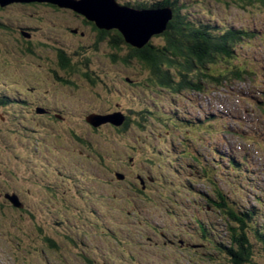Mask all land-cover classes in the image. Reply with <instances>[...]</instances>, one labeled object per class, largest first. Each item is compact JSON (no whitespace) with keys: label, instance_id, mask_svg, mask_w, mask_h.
I'll use <instances>...</instances> for the list:
<instances>
[{"label":"rangeland","instance_id":"1","mask_svg":"<svg viewBox=\"0 0 264 264\" xmlns=\"http://www.w3.org/2000/svg\"><path fill=\"white\" fill-rule=\"evenodd\" d=\"M115 1L119 5L131 8H134L133 4L144 2L147 4V8L144 9L156 11L157 15H168L165 12L167 9L171 15V19L174 15V12L169 7H166L165 10H162L163 8H155L153 2L162 0ZM213 1L179 0V6L184 5L185 2L188 6H191L187 9H191L195 14H199V19L211 25L217 24L215 22L224 21L230 25L232 23L242 25L244 29L249 28L253 34L252 40L242 43V48L247 51L246 54L237 51L239 54L238 58L241 60L242 58L248 57L255 62L256 69L254 72L258 74V81H254L255 83H244L226 92L210 90V94L206 95H201L196 92L189 93L187 98H185L184 95L177 103H171L173 106L166 103V101L163 102L162 97H151V99H148L147 96H151V94L146 92L147 88L141 90L134 87L133 83L142 79L144 73L138 66L139 64L136 59L129 57L131 55V48L127 43L125 45L119 44L115 46H113V44V47H110V49H112V52L115 51L118 57L124 60L127 59L129 63L132 62V65L122 62L120 64L110 63V66V64H108V59L102 53V51L105 50L111 52L108 48H98L96 53L94 51L82 53L78 50V47L81 46L80 38H74L73 35H70L71 38L66 37L64 32L55 31L54 29L57 27L56 24L63 21V18L60 16L59 19H57L50 15L44 19V21H41L38 19V15L41 16L45 11L41 12V10L36 7L27 8L20 6H10L5 12L0 14V16H4L8 19L23 17L27 18L29 22L35 20V23L29 24L35 28L37 27L35 31L40 30L41 33H37V35L32 38H36L37 41L42 40L50 45H53L50 39L57 38L64 45L70 47L72 52L77 53V55L72 58L73 60L77 62L89 61L97 67V74L102 85H100L99 91H97L96 94L92 93L90 90L87 94L72 95L70 92H58L57 94L54 89L42 87V80L32 79L31 76H21L22 80H20L22 84L27 82L26 79L30 82L31 87H29V89L31 90V88H34L32 91L33 95L37 92H45V95L49 98L52 99L54 97L61 107L65 106L63 108L65 114L63 116L67 128H78L75 130L80 135V138H84L86 135H91L92 133L82 122L84 117L87 116V113L91 114L93 112L91 109L93 107L99 106L100 108H104L103 113L109 111L110 114L108 116L113 115L117 121H120L119 117H122L124 121V115H126L124 110L129 109L131 106L132 110H138L139 107L135 101L141 98L140 104L146 105L152 112L147 113V111H145L146 113L142 115V118L132 113L133 125L130 130L132 135L126 137H117V139H114L112 136L114 130L110 127V124L98 126L100 128L102 127L98 131V135L102 143L100 147L103 150L97 149V151L103 153L107 162L114 165L107 171L108 173H102L99 171V168H96L95 158L87 154L86 147L80 142L74 141L76 138L72 137V132L65 133L61 140H56L57 147L54 144L53 147H50V150L54 154L47 150L43 152V150L48 148L47 144L50 143L47 140H50V137L53 139V136H57L55 135L57 133L50 127H46L44 130H40L39 133L34 132V134H32V131H29V127H33L32 123H34V126L37 128L38 126L35 121L23 122L22 120L15 119L10 114V112H12V107L4 108L0 105V264H45L44 259L47 260V264H62V257H65L67 260L73 259V264H84V262L76 257L75 248L68 244L73 243L67 242L68 238L81 234L78 231L79 227H74V225L78 223L73 219L72 222L62 227L52 226V216L49 217V212L55 209L50 208L51 205L48 201L51 200L52 197H56L58 201L64 204V199H62L64 193L62 192H70L69 190L73 189L75 185L74 191H76L77 194H83L85 196V201L93 202V207L91 203L92 210L94 212H99L103 218H106L104 220L106 224L107 222L114 223L110 217L113 215L114 218H116L115 212H112V210L116 211V214H125L126 211L137 212L136 208H141L142 205V203L138 201L140 206L136 204L134 210H130L125 202L127 199L118 195V191L122 189V187L111 190L112 187L108 188L107 183H102V181L108 180H111L108 182L109 184H112V181H121L116 177L117 173L121 175L122 173L124 174V180H129L127 183L132 185V189H135L133 186L134 184L143 188L144 192L149 195L156 204L162 199L164 194H174L176 203L179 206V212H190L188 208L191 207L193 198L198 199L196 194L193 196L191 193H201L207 196L205 198L202 196L200 202L201 208L203 207L202 202L205 203L207 200H210L208 204H212L213 208L212 199H215L217 195V200L221 202L220 199L223 200V196H219L217 192H223L229 198L236 197L240 204H244L241 202L240 198H245L246 201H250V205L255 206V216L258 222L264 226V149L260 150L261 147H264V117H262V114L253 111L250 107L252 104H255L253 101L254 99L259 98L261 101L264 100V94L260 93L261 89L263 90L261 85L262 81H264V63L262 64V60H264V7L253 8V6L247 5L242 1L237 3V0H221V3L219 0L217 3ZM127 2L131 3L132 6L131 4L130 6L126 5L125 3ZM226 3H228L229 6L226 5ZM44 15L45 14H43V16ZM12 24L13 23L10 25ZM81 24L82 25L72 24L69 26L72 28H80V30L85 31V26H83L82 22ZM91 36L92 34H88V37ZM108 39L111 40V38ZM152 42L158 45L164 44L163 37L160 35H154V37H152ZM89 44L90 42L87 45ZM7 49H9V46L6 43L5 45H0V66L5 59L10 60L11 58V60L17 62L21 59V63H27L35 67L32 61L30 62L27 58L21 57L16 53L7 55ZM52 50L54 52L57 51L55 48H52ZM96 61L99 65L105 64V67H108L107 70L110 71H106L98 66L95 63ZM48 62H50L49 58ZM259 62L262 67L259 66ZM18 69L20 70V68ZM15 70L16 68H12V72H8L2 69V72L9 77L10 75H18L16 72L17 70ZM111 80L115 81L113 84L116 86V89L113 84V88H110L112 87L109 86V81L111 82ZM47 81H45V83ZM1 82L5 83V80ZM24 88H26V90L23 89L26 93L23 94H26L25 96L28 99V103L31 105L32 93L30 90H27L26 86H24ZM1 94V96L11 99L5 90H2ZM79 95L81 98L75 97ZM67 97H70V99H66ZM135 98L136 100H134ZM237 99L242 101L246 100L251 105L246 102L240 105L237 103ZM61 101H63L64 105H62ZM46 102L50 103L48 100H46ZM237 105L238 108L236 107ZM81 107L82 110L80 112L79 108ZM170 111L173 113L178 112L176 116L180 119L181 116H185L192 119L204 120L203 129H195V131L187 132L186 127L183 126V123L178 119L175 123L173 121L168 122L170 117L168 116L169 114L166 113H170ZM24 112L27 113L26 111ZM161 112L164 114H161ZM106 115L107 114H103L102 116ZM162 115L164 120L161 119ZM214 115L227 118V121H225L227 128L225 130L228 131L227 135L223 134L220 130L217 131L218 128H211L209 131H205L207 125H210V121ZM93 116H95V113ZM88 118L90 117L87 116L86 119ZM25 127L27 128L26 131L24 130ZM221 129L225 131L223 128ZM255 129H257L255 138L256 140L257 138L260 139V144L256 146L258 149L254 151L245 149V151V146L236 136L239 135L241 131H245L249 132V137L253 138ZM55 130L57 131V129ZM34 137H36L38 141ZM33 141L37 142V149H40V151H37V149L36 151L34 150ZM8 142L11 143V145H9ZM234 146L237 147L236 152L234 151ZM41 152L43 153L42 156L39 155ZM231 154L235 157L247 155L248 158L245 163L247 176L252 178L251 184H256V188H252L247 184L241 186L237 185V182H239L241 178H236L237 182L227 179L225 174L229 170L224 168L227 167V164L223 162V166H221L218 163V157L223 158L225 156H231ZM129 155L134 159L129 160ZM194 159L195 161H193ZM87 162L90 164H87ZM198 163H203L208 166H206L208 170L207 173L204 172L205 170H200ZM126 165H129V167H126ZM252 165L254 166L253 169ZM42 166H44L45 169H42ZM117 167H121V171L117 170L116 173H113L111 170L117 169ZM212 168H214V170ZM242 170L244 171L245 169L243 168ZM5 171L8 173V176ZM214 173H217V176L213 177ZM42 174L47 175V177H43ZM12 175H16L18 182H11L10 188H5L4 185L7 183V177L12 178ZM142 175H144L147 183L140 179ZM211 178H214L216 183L209 182ZM242 179H245V177ZM84 181H87L90 189L83 183ZM114 185L116 186V184ZM4 189L10 190L13 198H16L20 203L25 202L26 206L29 208L38 205L40 207L39 211L41 210L40 212L42 213L39 214L38 212L32 211L22 212V208L19 210L14 207V204L9 198H7L8 200L5 199V193H3ZM16 192H19L25 200ZM124 192L127 193V191H123L120 195L122 196ZM114 193L116 196L115 198H117L116 200L112 199ZM23 194H25L26 197ZM77 194L74 193V195ZM127 194H129L130 198H135L131 190ZM249 194L251 195L248 196ZM214 203H216V201ZM61 205L62 204L59 203L58 208ZM79 205L82 204L79 203ZM250 205H248V208L251 207ZM58 208L56 209L57 211ZM71 209L72 208H70V210ZM85 209L91 210L88 204L76 210L79 212H86L84 211ZM152 209L155 210L156 208L152 207ZM94 212H87L83 218V223L78 224L83 227L85 225L89 226L83 229V233L87 235H80L84 241L93 240L94 235L98 233L96 231L97 224ZM202 212H208L211 216V220L216 218L219 224H223V218L213 214V211L203 210ZM152 213L154 214L151 215L152 218H156L157 215L159 225H162L161 214L164 222L167 220L169 226L173 225L172 221L167 219V212H159L156 210V212ZM141 215L139 217H141ZM126 217L125 215L119 220H125ZM132 221L134 223L133 229H131V225L124 226L127 231L119 229L117 223L107 225L116 232L115 236L121 238V243H123L127 237L134 241L132 248L133 253L135 251H141V249H139L140 245L138 246L140 241L148 251L157 252L158 250L152 249L151 246L148 245L149 241L144 239L141 221L134 218H132ZM211 223L212 222H210V224ZM98 225H100V223H98ZM217 226L219 231L223 230L221 227L222 225ZM104 235H107V233ZM101 236H103L102 233ZM45 237L51 239L54 243L52 245L49 243L45 244L43 242ZM112 237L113 236H109V239ZM78 239L79 237L76 240ZM96 241L100 242L102 240H98L94 237V242ZM21 242L25 243L22 244ZM56 243L59 245V248L55 247V249H53ZM27 245H37L40 250L46 251L45 255L48 256V258H44L38 253H33L34 257L28 262L24 252L21 251L20 253L22 247ZM22 256L26 258V261L21 259ZM154 262L155 260L149 256L144 264H154ZM69 264H71V262Z\"/></svg>","mask_w":264,"mask_h":264},{"label":"trees","instance_id":"2","mask_svg":"<svg viewBox=\"0 0 264 264\" xmlns=\"http://www.w3.org/2000/svg\"><path fill=\"white\" fill-rule=\"evenodd\" d=\"M214 1L216 3L218 2V0H214ZM239 1L245 2L247 5H251L253 6V8L264 7V0H237V3ZM219 2L221 3V0H219ZM125 4L130 6L131 3L127 2ZM153 5L155 6V8H159V9L161 8L164 9L166 7H169L174 12L172 19L167 25L166 31H164L163 34H159L160 36L163 37L164 44L163 45L155 44L152 42L151 39L150 42L142 49H136L128 45L131 48V55L129 57L132 59L134 58L136 59L137 63L139 64L138 66L142 69L144 73L142 79H140L138 82L133 83L134 87L139 88L141 90H144L143 88H147L146 92H149L151 94V96L150 95L147 96L148 99H151V97H155V98L162 97L163 102L166 101V103L172 105L174 103H177V101H179L181 97H184V95L185 98H187L189 93L196 92L201 95H206V94H210V90L226 92L227 90H231L234 87H238L244 83L247 82L255 83L254 81L256 82L258 81V74L254 72V70L256 69L255 62L252 61V59L248 58L247 56H246L247 58H242L241 60L240 58H238L239 54L237 51L243 52L245 54L247 51L244 48H242L243 47L242 43L249 42L250 40H252L251 38L253 37V34L251 33L252 31L249 30V28L244 29L243 28L244 26L242 25H236L234 23L230 25L224 21L215 22L217 24L211 25L199 19L198 18L199 14H195V12L192 11L191 9H187L188 7L191 6H188V4H186L185 2L184 5L179 6V0L156 1L153 2ZM226 5L229 6L228 3H226ZM10 6L39 8L41 12L45 11L43 12V14H45L44 16L43 14L41 16L38 15L40 18L43 19H46L50 15L55 17L58 14H61L63 11H65L63 9L58 8V6L54 4L41 2V1H34L31 3H14L7 5L5 7L0 6V14L2 12H5V10ZM133 6L136 8H145L147 7V4L143 2V3L133 4ZM52 8L57 9L58 11L53 12ZM11 23L13 24L10 25ZM29 23H35V20L29 22L27 21V18H23V17L8 19L4 16H0V45L1 44L5 45L6 43L9 46V49H7L6 54L9 55L16 53L21 57L29 59L30 62L33 58L40 59L42 57L46 67H42L39 70V72L44 75L49 74L50 76H52L51 77V79L53 80L52 83L54 82L55 84H59L60 86H63V84L75 86L74 82H79V80L76 77H82L83 78V79L81 78L82 83L85 84L86 86H89L91 88L90 90H93V92H96L94 90H97L98 88L97 86L99 84V79L97 78L96 74L92 73L90 69L91 62L89 61L77 62L73 60L72 58L75 55H77V53L72 52V49L70 47L64 45L57 38L50 39L53 42V45L47 44L42 40L37 41L36 38H32L36 36L37 33H41V32L40 30L35 31L37 27L35 28L34 26H31ZM93 27L96 30V32L102 36L99 37L101 39L97 38L96 40L97 46H95V48L98 47V48L107 49V44L109 48L119 44L122 45L126 44L124 38L120 33L116 31L115 32L111 31L110 33L107 34V32L98 30L94 26V24ZM72 29H76V28L73 27ZM83 36H84L83 33L79 31L77 34V38H80L81 46L78 47V50L82 53H85V51L89 49L87 44L91 42L92 37L84 38ZM108 38H111V40H109ZM52 48L53 49L55 48L57 51L54 52ZM49 53H51L52 56H55L56 59L53 60L50 56H48ZM115 55H110V58L112 57L111 60L113 61L114 64H120L122 62H126L128 65H132V63H129L127 59L124 60L121 57H118L116 53ZM46 58L47 59L49 58L50 62H48ZM18 62L21 63L22 60L19 59ZM95 63L98 64L97 61ZM263 63L264 60H262V64ZM259 66L262 67L261 63L259 64ZM12 68H16L17 70L18 75L15 76L16 79L10 78L11 75L7 77L2 72V69L7 70L8 72H12ZM34 69L36 68L34 67ZM79 69L82 70V73L80 72ZM21 70L22 69L19 70L17 67H13V63L12 62L10 63L9 59H5L3 64L0 66V105H2L4 108L12 107L11 110L14 114L12 112H10V114L15 119L22 120L23 122L35 121L38 127L36 128V126H34V123H32L33 127H29V131H32V134H34V132L39 133L40 130H44L47 126H49L48 122L54 125L55 121L52 118V116L42 117V116L30 115L28 117L27 114L24 113V106L29 103H28V99L25 96L26 94H23L26 92L23 90L21 83L18 82L20 80L19 77H21V75L19 74ZM2 80H5V83L1 82ZM261 88H263V90L261 89L260 93L264 94V81H262ZM2 90H5L7 95L11 97V99L8 97L1 96ZM136 98L134 100H136ZM140 99L135 101L139 107L138 110H134V109L132 110V106L129 107V109L124 110L126 115H124L125 117L124 122L121 125L116 126L108 123L111 125L110 127L114 130L112 134L114 139H117V137H126L128 135H132L130 130L132 129V125H133L132 124L133 114L137 116L139 115L142 118V115L146 113L145 111H147V113H152L151 110H149V108H147L146 105L142 103L140 104ZM253 101L255 102V104L251 105L246 100L242 101L237 99L238 104L242 105V103L246 102L247 104L251 105L250 107L253 111L262 114V117H264V100L261 101L259 98H257L254 99ZM236 107L238 108V105ZM95 111H96L95 115L110 114L109 111L107 113H103L104 108L103 110L95 109ZM161 114L164 113L161 112ZM166 114H169L168 116L170 117L168 122L173 121L175 123V121L178 119L180 122L183 123V126L186 127L187 132L195 131V129L197 130L203 129V123L205 121L202 119H192L185 116H181L179 114L181 116L180 119L178 116H176L178 112L173 113L172 111ZM88 115L89 114L87 113V116ZM157 115L161 116L159 114ZM161 119H163V115ZM225 121H227V118L221 117L220 115H214L212 116L210 125H207L205 131H209V129L211 128L213 129L218 128L217 131L220 130L223 134L227 135L228 131L225 130L227 129L225 125ZM82 123L85 124V126L90 129V131L92 132L91 133L92 136L86 135V137L80 138L79 137L80 135L73 128L72 137L76 138L74 141H78L84 147H86L87 154L95 158L96 160L95 165L97 166L96 168H99V171H101L102 173H108L107 171H109L111 167H113L114 165L110 162H107L103 153H99L97 151V149L103 150L100 147V144L102 143L98 135V131L102 127L100 128V127L92 126L87 121V119H84ZM25 128L24 130L26 131L27 128L26 129ZM221 128H223L225 131H223ZM256 131L257 129L254 130L253 138L249 137L250 133L245 131L244 132L241 131L239 135L236 136L241 140L242 144L245 146L244 150L247 149L254 151L258 149L256 146L260 144L259 142L260 139L257 138L256 140L255 138ZM33 142H34L33 148L36 151L37 142L35 141ZM9 145H11V143H9ZM233 148L234 151L236 152L237 147L234 146ZM261 149H264V147H261L260 150ZM247 158L248 157L246 154L238 157L232 156L231 154V156H225L223 158L218 157L219 160L218 163L221 166H223V162H226L227 167L224 168L229 171L226 172L225 176L229 181L235 180L237 182L236 178H241L240 181L237 182V185L241 186L243 184H247L252 188H256L255 186L256 184H251L252 178H250V176H247V169L245 165V163L247 162ZM128 159L131 160L134 158L129 155ZM193 161H195V159ZM87 164L90 163L87 162ZM198 166L201 171L205 170L204 172L207 173L208 171L206 168L207 165L203 163H198ZM126 167H129V165H126ZM243 168L245 169L244 171L242 170ZM253 168L254 166L252 165V169ZM212 169L214 170V168ZM117 170H119L118 167L117 169L111 171H113V173H116ZM5 173L8 176V173L6 171ZM121 176H124V174L122 173ZM215 176H217V173H214L213 177ZM244 177L245 179H242ZM124 179L121 180V182L127 185L129 191L130 190L132 191V195L136 199V204L139 205L138 201L142 203L141 208L137 207L136 210H137V216H140L142 214L138 220L141 221V224L143 226L141 227L143 228L144 239L146 240V237L150 235L156 240H161V235L157 232L155 228V225L158 224V217L157 215L156 218L151 217V215H154L152 212H156V210L159 212H171L172 219L174 220L175 223L174 231L176 232V228H177L176 225L179 222L182 213L178 211L179 206L176 203V198L174 194L171 193L164 194V196H162V199L156 204V202H154V200L144 192L143 188H140L138 185L134 184L133 186L135 189H132V185L127 183V181L129 180L128 179L124 180ZM140 179L146 182L144 175H142ZM14 181H17L16 175L14 176L12 175V178L7 177V183H5L4 185L5 188H10L11 182ZM110 181L111 180L102 181V183H107L108 188H110V186L112 185L108 183ZM209 182L216 183L214 178H211ZM83 183L87 186L89 185L87 181L86 182L84 181ZM75 187L76 186L74 185L73 189H70V192L71 190H75ZM121 187L122 189L118 191V195L124 199H127L125 201L126 204L130 208V210L133 211L134 207H136V204L135 202L132 201V198H130L129 194H127L126 192H124L122 196L120 195V193L126 191L123 188L124 185H121ZM88 189H90V187ZM4 190H3V193H5L4 197L6 200H8L7 196L10 197L12 196V194L10 193V190H6V189ZM217 193L219 194V196H223V200L219 198L221 202L218 201L217 200L218 195L216 196L215 199H212L214 210L212 208V204L209 203L211 206L208 204V201L210 200H207V202L205 201V203L202 202L203 207L201 208L200 202L202 196L204 198L207 197L206 195H203L201 193H191L193 196H195L196 194L198 199L193 198L192 205L190 208H188L190 209V212H202L203 210L213 211V214H216L217 216H221L223 218L222 220L223 224H219L215 218L212 222L215 225L210 226V228L205 229V231L202 230L201 232L205 236L206 242H209L212 247H215L217 250H219L218 252L221 253L224 257L226 254L227 256V258L225 257L226 262L223 263L221 261L218 262L214 258L208 257L206 258V261L208 262L207 264H255V263L263 264L264 226H262V224L258 222L257 217L255 216V210H254L255 206L250 205V201H246L245 198H240L241 202L244 203V204H240L236 197L229 198L223 192H217ZM23 195L26 197L25 194ZM250 195L251 194H249L248 196ZM20 196L25 200V198L21 194ZM77 196L73 195L64 198V204L61 201H58L56 197H52L51 200H49L48 202H50L51 209L52 207L54 208L56 207L57 209L58 204L59 203L62 204L61 206H59L58 211L52 210L53 212H69L71 215H75L74 212H79L76 209L82 208L86 204H88L91 210L85 209L84 211L94 212L91 208V203L93 207V202L85 201L84 200L85 196L83 194H81V197L79 196L77 197ZM112 199L116 200L117 198L112 197ZM215 201L216 203H214ZM79 203L82 205H79ZM21 204L23 205L22 212L41 211V210L39 211L40 207L38 205L29 208L28 206H26L25 202H21ZM248 205L251 206L250 207L251 209L248 208ZM152 207L156 209L153 210ZM70 208L72 209L70 210ZM160 217H162V214L160 215ZM59 221L61 222L60 219ZM51 225L52 226L59 225V223L56 224L51 220ZM217 225L220 226L222 225L221 227L223 228V230L219 231ZM163 231L164 233H166L165 229H163ZM77 235L78 236H72L71 238H68L67 242L73 243V244L71 243L68 244L75 248L77 258H79L83 262H86L87 264H92L91 258L88 259L86 253L84 252V249L86 248H81L78 246V245H85L87 241H84L81 238L80 236L81 234H77ZM85 235L87 234L83 233V236ZM78 237L79 239L76 240ZM45 239L46 241L49 240L46 237ZM105 239H108L107 235H105ZM56 247L59 248L58 245H56ZM21 251L24 252L25 256L28 259V262L34 257L33 253L39 254L38 249L32 245L31 246L27 245L22 247L20 253ZM21 259H23V261H26V258L24 256H22ZM62 261L63 263H65L63 257H62ZM197 261H199L200 263H205V259L202 256L199 257V260ZM154 264H158V263L154 262Z\"/></svg>","mask_w":264,"mask_h":264},{"label":"flooded vegetation","instance_id":"3","mask_svg":"<svg viewBox=\"0 0 264 264\" xmlns=\"http://www.w3.org/2000/svg\"><path fill=\"white\" fill-rule=\"evenodd\" d=\"M58 8H60V7H58ZM60 9H63L65 11H63L61 14H58V16H55V17L57 19H59V16H60L63 18V21L60 20L61 21V22H59L60 24L59 23L56 24L57 27L54 30L64 32V35L66 37L71 38L70 35H73L74 38H77V34H78L80 28L72 29V27L69 25H72V24L73 25H82L81 24V22H82L83 26H85V28H86L85 31L80 30L84 35L83 37L88 38V34L89 35L92 34L91 42L88 45L89 49L85 52L89 53V52L94 51L96 53L97 52L96 50L98 49V47L95 48V46H97L96 40H97V38L102 37V36L99 33H97L96 30L94 29V27H93L94 23L86 20L83 16L78 15L77 13H75L71 10L64 9V8H60ZM52 10H53V12L58 11L57 9H54V8H52ZM38 19L41 21H44L43 18L39 17ZM64 26H68V28L64 27ZM94 26H95V24H94ZM111 31L112 32H115V31L118 32L117 30H110V31H103V32H107V34H108ZM88 32H90V33H88ZM99 39H101V38H99ZM107 48H108V50L110 49L108 44H107ZM110 50L112 51V49H110ZM113 50H114V48H113ZM102 53L108 59V61H109L108 64H110V63L114 64L113 61L111 60L112 57L110 58V55H115V51H113V53H112V52H107L105 50V51H102ZM48 56H50L53 60L56 59V57L52 56L51 53H49ZM101 59H104V58H101ZM27 60H29V59H27ZM42 60H43L42 57L40 59L33 58L31 60L33 62V64H35L36 69H34L33 66H31L27 63H20V62H17L15 60H11V59L9 60V62L10 63L14 62L13 67H17V68L22 69L19 73L21 76H24V77L31 76L32 79L42 80V83H43L42 87H45V88L48 87V88L54 89L57 94H58V92H61V93L70 92L72 95L89 93V90L91 88L82 83V80H81L82 77H76L79 80V82H74L75 86L64 85V84H63V86H60L59 84H55L54 82L52 83V81H53L51 79L52 76H50L49 74L44 75V74L39 72V70L42 67H46L44 60L43 61ZM46 60H48V59L46 58ZM40 63H42V64H40ZM111 64H110V66H111ZM90 65H91L90 69H91L92 73L96 74L97 78L99 79V76L97 74V69H96L97 67L94 66V64H92V63ZM97 65L106 71H110V70H107L108 67H105V64H100V65L97 64ZM79 70L82 73V70L81 69H79ZM81 73H80V76H81ZM15 76H17V75H14V76L11 75L10 78L16 79ZM19 78H20V80H22L21 77H19ZM20 80L18 82L21 83ZM26 81L27 82L25 84L21 83V85H22L23 89L26 90V88H24V86H26L27 90H30L29 87H31V84H30V82H28L27 79H26ZM45 81H47V82L45 83ZM113 82H115V81H112V80H111V82L109 81V86H112ZM100 85H102V84L99 80V84L97 86L98 88H97V90H94L96 92H93V90H90V91L92 93L96 94L97 91H99ZM113 86L116 89V86L114 84H113ZM113 86L110 88H113ZM33 90H34V88H31V90H30L31 93ZM45 94L46 93L45 92L43 93L42 91L37 92L35 95H33V93H32V104L31 105H29V104L25 105L24 111L27 112L26 114L28 117L30 115H33V116L36 115V116H42V117L52 116V118L55 121V124L53 125L52 123L48 122L49 126H47V125L46 126L50 127L53 131H55L57 133L55 135H57V136H53L54 140L51 139L52 137H50V140H47L48 142H50L47 144L48 148L43 150V152L46 150L49 152H52L50 150V147H53V144L57 147L56 140H61V138L64 137L65 133L72 132L73 129L67 128V124L65 123V118L63 116L65 114V112L63 110V108L65 106L61 107L59 102H57L56 99H54V97L51 99ZM75 97L81 98L80 95L75 96ZM66 99H70V97L69 98L67 97ZM46 100H48V102H50V103H47ZM61 103H62V105H64L63 101H61ZM91 109L93 111L91 114H94V113L96 114L95 109L98 110V109H103V108L96 106V107H93ZM81 110H82V107L79 108L80 112H81ZM86 117H84V119H86ZM57 124H58V126H57ZM55 129H57V131ZM74 129L77 130L78 128H74ZM36 140L38 141L37 138H36ZM52 140H53V142H52ZM37 151H40V149H37ZM39 155L42 156L43 153L41 152ZM37 159H39V158H37ZM42 169H45V167L42 166ZM121 169L122 168L119 167L120 171H121ZM41 173H43V172H41ZM42 176L47 177V175H45V174H42ZM17 182H18V180H17ZM114 184H116V186ZM121 185H124L123 188L127 191V193L130 192L127 188V185H125L121 181H112V185L110 186V188L112 187L111 190L116 189L117 187L120 188ZM87 187L89 188L90 186L88 185ZM62 193H64L62 199L67 198L68 196H73L74 193L77 194V192L74 190H71V192L63 191ZM74 196H77V195H74ZM78 196L81 197V194H78ZM113 197H116V196L113 195ZM132 201L135 202V204H136L135 198H132ZM52 208H54V207H52ZM98 208H99V205H98ZM54 209L56 210V207ZM53 211L49 212V217L52 216V222H55L56 224L59 223V225H53V226H61V227L63 225L69 224V222H72L73 219L75 220L76 223L82 224L83 218L85 217V215L87 213V212H74L75 215H71L69 212L57 213V212H53ZM112 212H115L116 218H114L113 215L110 217L112 218L114 223H117L119 225L117 227L119 229H122L123 231H127L126 227H124L125 225H131V229H133L134 223L132 221V218L139 219V216H137V212H125V214H116V211H113V210H112ZM38 213L41 214L42 212H38ZM181 213H182V216L176 225L177 226L176 232L174 231L175 223H174V220L172 219L171 212H167V219H170L172 221L173 225L169 226L167 224V220H166V222H164L163 216L161 217L162 218V221H161L162 225H159V224L155 225L157 232L161 235V240H156L153 237H151L150 235H148V237H146V240L149 241L148 245H150L152 249L158 250L157 252L156 251H148L147 248H145L143 246V243L140 241L138 246L140 245L139 249H141V251H139V252L135 251L133 253L132 248H133L134 241H132L130 238L127 237V239L123 243H121L122 242L121 238L119 236H115L116 232L108 226V225H112L114 223L107 222V224H108L107 225L104 221L106 218H103L99 214V212H94V217H95V221L97 224L96 231L98 232L94 235V237L96 239L102 240V241L94 242V237H93V240L87 241V243L85 245H78V246H80L81 248H86V249H84V252L86 253L88 259L91 258L92 264H144V262L148 259L149 256H151L155 260V263L157 262L158 264H207L208 262L206 261V258H208V257L214 258L218 262L219 261H221L222 263L226 262V259H225V257L227 258L226 254L224 257L221 253L218 252L219 250H217L215 247H212L209 242H206L205 236L201 232L202 230L205 231V229L210 228V226L215 225L214 223L210 224V222H212V220H211V216L208 214V212H181ZM108 215H107V217H108ZM125 215L127 216L125 220H119L121 217H123ZM39 216H41V215H39ZM59 219L61 220V222L59 221ZM131 221H132V223H131ZM98 223H100V225H98ZM78 224H75L74 227H79L78 231L81 234H83L84 228L89 227L88 225H85L83 227V226L78 225ZM163 229L166 230V233H164ZM39 231H41V230H39ZM101 233L103 234V236H101ZM105 233H107L108 239H105V235H104ZM109 236H113V237L111 239H109ZM43 242L45 244L49 243L50 245H52L54 243L51 239H49L48 241H46V239L45 240L43 239ZM21 243L23 244L25 242H21ZM56 245H57V243H56ZM56 245L54 246L53 249H55ZM32 246H35L38 249L39 254L42 257L48 258V256L45 255L46 251L40 250L37 247V245H32ZM144 251H146V252H144ZM201 256L205 259V263H200L199 261H197V260H199V257H201ZM63 258L65 260V263H63V261H61L62 264H69L70 262H71V264H73V262H74L73 259L67 260L65 257H63ZM80 261H82V260H80ZM44 263L47 264V260L44 259ZM84 264H87V263L84 262Z\"/></svg>","mask_w":264,"mask_h":264},{"label":"water","instance_id":"4","mask_svg":"<svg viewBox=\"0 0 264 264\" xmlns=\"http://www.w3.org/2000/svg\"><path fill=\"white\" fill-rule=\"evenodd\" d=\"M34 1L47 2L71 10L93 22L100 31L117 30L125 42L136 49L146 46L154 35L163 34L171 20L168 9L165 11L168 15H157L156 11L122 6L115 0H0V6ZM89 117L87 121L94 127L108 123L119 126L124 122L122 117H119L120 121H117L113 115H91ZM116 177L118 180L124 179V176H119V174ZM7 197L14 207L23 208L16 198Z\"/></svg>","mask_w":264,"mask_h":264}]
</instances>
